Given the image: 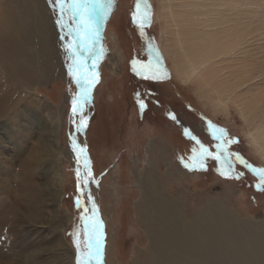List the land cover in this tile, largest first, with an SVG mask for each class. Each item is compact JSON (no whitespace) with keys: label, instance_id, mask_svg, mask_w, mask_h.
Segmentation results:
<instances>
[{"label":"rangeland","instance_id":"rangeland-1","mask_svg":"<svg viewBox=\"0 0 264 264\" xmlns=\"http://www.w3.org/2000/svg\"><path fill=\"white\" fill-rule=\"evenodd\" d=\"M7 1L0 0V8ZM44 1L57 32L52 27L56 66L46 78L25 86L22 97H14L9 114L0 119V264H76L75 242H80L81 249L90 243L93 202L97 208L95 220L103 225L104 264H137L134 259H142L147 249L156 256V244L146 231L147 219L151 220V207L146 208V203L153 202L152 188L156 184L164 196L178 204L177 208L182 209V203L188 207L185 215L189 222L201 207H215L249 233L264 234V185L258 187V173L252 171L264 169V160L247 142L248 131L259 124L264 127V0H146L150 22L143 29L132 19L136 0H112L111 11L100 25L106 55L98 64L99 82L84 109L87 127L79 133L72 113L73 98L79 89L69 74L72 60L65 51L67 45L77 44L76 24L69 10L72 0L64 5L63 29L57 24L60 12L55 0ZM175 25L180 33L191 30L219 39L234 38L235 46H230L233 54L229 51L214 60L219 68L217 78L224 83L217 89L218 94L206 90L199 78L183 82L175 76L171 60L178 61L179 54L175 59L166 53V48L174 49ZM73 29L74 35H70ZM33 39L31 48L38 54L39 33ZM162 47L169 56L164 55ZM149 48L159 53L166 78L145 79L133 71L134 61L138 70L148 71L141 64L152 60ZM7 85L2 81L0 90L10 91ZM227 90L238 97L231 93V98ZM218 98L225 101L224 108L218 106ZM140 102L146 105L144 109H140ZM54 114L57 158L54 140L49 136L50 117ZM216 129L226 133L227 151L239 154L246 162L247 166L236 163L230 174L233 178L220 175L221 165L211 158L205 170H199L192 160L193 149L198 153L201 145L217 152L221 142L213 137ZM73 136L79 146H86L94 181L83 194L78 191L76 154L71 150ZM228 140L234 142L227 144ZM28 158L34 164L41 160V166L29 167ZM184 164L196 170L190 171ZM56 172L61 175V186L55 206L59 215L53 219L54 207L46 198H40L36 205L29 203V186L34 184L37 190L47 187ZM78 198L80 205L76 203ZM77 232L79 235L74 237L72 233ZM59 239L63 248H56ZM243 257L233 263L246 262L251 256Z\"/></svg>","mask_w":264,"mask_h":264},{"label":"bare ground","instance_id":"bare-ground-1","mask_svg":"<svg viewBox=\"0 0 264 264\" xmlns=\"http://www.w3.org/2000/svg\"><path fill=\"white\" fill-rule=\"evenodd\" d=\"M10 1H7L6 4H3L0 8V87H2L1 82L6 81L8 83V88H10V91H4L3 88L0 90V96L3 95L0 98V119H2L6 114H9L8 112L11 110V105L22 97L21 95L24 93L23 89L25 86L34 83L38 79L46 78L50 72H52L53 67L55 68L56 66V57L53 56L55 37L54 34H52V27L54 28V33L57 32L55 24H53V18H51V13L49 12L45 1L14 0V6L11 5ZM171 17L174 22L175 18L173 17L172 13ZM67 24L70 27L72 25L71 21H69ZM175 26L177 28L174 32L175 51H173V49L170 50V52L168 48H166V51L165 47H162L164 49L165 56V51L167 54L171 55V58L174 56L175 59L179 54L178 61L173 59L171 60L172 63H175V67H173L175 76L180 77V80L183 82H189L192 79L199 78L205 89L207 87V89L211 90L213 94L214 92L215 94H218L219 92L217 89H221L224 86V83L223 80L221 81V79L218 80L217 78L219 68L217 67V64L214 62V60L220 56L228 54L229 51L233 49L230 46L234 44V38L219 39V36V38H217V36L214 38L213 34L211 36V34L208 35L206 32H195L191 30L185 33H180L181 31H179V26ZM38 33L40 35L41 49H38L40 52L37 54L31 48V45L34 41L33 35ZM72 35H74V29L72 31ZM87 56L88 54L85 53L83 57L85 61L84 71L88 65ZM182 59L183 62H181ZM233 83H235V81ZM243 83L244 82H242V84ZM12 91L15 92L12 94ZM223 91L226 92L225 90ZM228 93H230V91H228ZM231 93L235 94L233 92ZM221 94L222 92L220 95ZM222 96L225 95L222 94ZM233 96L237 95L235 94ZM233 96L230 97L233 98ZM14 97H16V100H13ZM217 101L218 106L221 104L222 107H225V104L223 105L225 101L222 103L220 98H218ZM228 101L231 100L228 99ZM236 105L237 108H239V105ZM241 105L243 106V104ZM247 106L249 107L248 104ZM239 110L241 109L239 108ZM263 111L264 110H262V113ZM249 114L247 116H249ZM56 116L57 115L54 114V116L50 117V139H53V137L55 139L58 132ZM243 116L244 115H242V117ZM258 118L259 117H257V119ZM261 123L263 126L262 120ZM259 126L260 127L255 126V129L252 128V131L247 132L249 138L247 142L251 144L253 149L255 148L254 150H256L258 154H260L259 156L264 160V145L262 144L264 141V127H261L260 124ZM53 147V151L55 152L54 158H57L58 154H56L57 147L55 140ZM40 161L34 164V162H29V158L27 159V163L29 167L31 166V168H37L41 166ZM55 169L57 170V168ZM60 177L61 175H59L57 172L54 173L51 178L50 185L45 188L39 187L37 190L34 184H30L29 186V195L32 198H30L32 201L29 200V203L31 205L33 203L36 205V203L39 204L40 198H46L50 202L49 205L54 207L52 211L53 219L59 215L57 209H55V206L59 200V187L61 186H59ZM159 188L160 187L158 184L152 188L153 196L151 197L153 202L146 203V208L149 206L151 207V212L148 211L149 215L151 214V220L145 218L146 216L144 217L149 223V226L146 229L148 232V237L150 240L155 242L158 253H156V256H153V254H151V252L149 253L147 249V252L142 254L144 257L141 256L142 259L137 257L134 259V262L136 260L137 264H140V261L142 264H209V262L210 264H234L233 261L236 258L251 256L249 258L247 257L248 260H246V262L240 260V264H264V262L261 260L262 255H264L263 233V236L257 233L254 234V232L249 233L248 230L243 229V227L241 228V226L235 224L234 221L231 220V217H228L224 215V213L222 214V212L217 211L215 207H208L207 209H205L206 207H201V209L195 213L196 215H194L189 222L185 215L188 207L182 203V209L177 208L178 204H176L171 198L164 196ZM138 208L141 211V207ZM137 214H140L142 217L145 215L143 212H137ZM143 219L141 218L140 221L143 222ZM60 247H62V243L59 239L56 241V248ZM64 253L68 259L69 253L66 249H64Z\"/></svg>","mask_w":264,"mask_h":264},{"label":"snow or ice","instance_id":"snow-or-ice-1","mask_svg":"<svg viewBox=\"0 0 264 264\" xmlns=\"http://www.w3.org/2000/svg\"><path fill=\"white\" fill-rule=\"evenodd\" d=\"M51 3L52 0H49ZM66 0H55V5L59 8L60 16L57 19V24L63 29L64 25L62 23L63 16L65 14ZM112 7V0H72L69 5V10L74 20L73 23L76 24L75 35L77 37V44H69L66 46L65 51L69 53L72 64L69 67V74L72 76L79 89L78 94L73 98V123L76 125L75 131L79 133L83 131L86 127V120L84 118V109L91 102V91L96 83L99 82V74L97 71L98 64L102 57L106 55V50L101 45L100 37V25L107 19ZM55 10V9H54ZM132 19L134 23H137L140 29H143L145 24L150 22V8L146 0H136L135 11L132 14ZM71 35L72 33L69 32ZM90 41V43H89ZM87 53V59L92 61V68L85 73V61L83 59L84 54ZM149 54L152 56V60L147 64H141V68H147V72H143L136 68V61L133 62V71L137 75H141L145 79L161 80L167 77V72L163 67L162 59L159 53L154 48H149ZM140 109H144L146 105L143 102L139 103ZM78 117L79 123H76V118ZM175 119V117H172ZM225 136L226 133L222 129H216L213 133L214 139L220 141L217 144V152L214 154L210 152L203 145L200 146V150L197 153L196 149H193L194 155L192 160L195 164L199 165V170H205L206 161L208 159L215 160L221 168L220 175L226 176V178H233L236 163L245 164L246 162L239 156V154H234L227 151L225 146ZM234 141L228 140L227 144H231ZM71 150L76 154L77 168V184L78 191L82 194L85 189L88 188L92 180V171L90 160L86 156V146H79L76 142L75 136L72 137ZM82 162V166H81ZM247 166V165H246ZM185 168L190 171L196 170L188 164H184ZM250 167V166H248ZM83 170V175H82ZM253 172H257L259 176L260 184L264 185V169H252ZM235 178H239L236 176ZM89 201H91V196H88ZM77 205H80L81 201L78 198L76 201ZM93 215L90 218L93 223L91 227L92 235L89 238L90 243L87 248L81 249L80 242L77 240V258L76 264H104L103 262V252L104 246L102 243V222L95 220V214L97 208L95 203H92L91 209ZM81 219H84L83 217ZM74 237L78 236L79 233H72Z\"/></svg>","mask_w":264,"mask_h":264},{"label":"water","instance_id":"water-1","mask_svg":"<svg viewBox=\"0 0 264 264\" xmlns=\"http://www.w3.org/2000/svg\"><path fill=\"white\" fill-rule=\"evenodd\" d=\"M88 62L90 63V61L88 60ZM89 63H88V65H89Z\"/></svg>","mask_w":264,"mask_h":264}]
</instances>
